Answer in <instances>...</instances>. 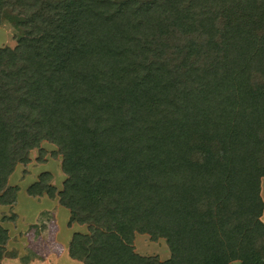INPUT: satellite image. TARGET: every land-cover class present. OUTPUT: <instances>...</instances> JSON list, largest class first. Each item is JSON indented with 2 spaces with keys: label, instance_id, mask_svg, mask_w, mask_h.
<instances>
[{
  "label": "trees",
  "instance_id": "16d2710c",
  "mask_svg": "<svg viewBox=\"0 0 264 264\" xmlns=\"http://www.w3.org/2000/svg\"><path fill=\"white\" fill-rule=\"evenodd\" d=\"M17 2L22 37L0 48V206L46 141L62 191L42 174L26 192L87 227L71 259L264 264V0ZM135 234L170 258L135 253ZM7 241L0 225V264Z\"/></svg>",
  "mask_w": 264,
  "mask_h": 264
},
{
  "label": "rangeland",
  "instance_id": "374dc122",
  "mask_svg": "<svg viewBox=\"0 0 264 264\" xmlns=\"http://www.w3.org/2000/svg\"><path fill=\"white\" fill-rule=\"evenodd\" d=\"M42 1L45 2L46 5H48L49 3L57 2L58 0H42ZM0 12L3 14L4 17V20L0 25V48L13 49L17 46L18 41L22 37V30L17 26V23L24 17L23 9L18 4L17 0H0ZM40 150H42V153L40 152ZM57 152L58 150L55 145L46 141L41 142L38 149H33L29 152L28 164L16 165L14 172L9 178L10 184L13 186L16 185L20 189L19 191L23 192V194L26 195L27 187L34 184L35 183L34 181H36V179L38 180L40 175L48 174L49 177H46L48 179L47 181L48 185L54 187L56 192L62 191V185L66 179V176L61 171L62 158ZM261 184H262V188H261ZM7 185H8V181H7ZM260 196L264 203V178L260 179ZM9 214L10 212H8V215ZM58 217H59V223L61 222V225H66L67 228L65 227L66 228L65 229L63 228V226L61 227L60 235H58L57 233V238H56L57 243L56 242L53 243L49 241V235L45 231V228L47 227L48 219L42 221L44 223H41L39 220L37 226H32L31 223L33 222H31L29 225L25 224L24 226V220H23L20 224L23 223L24 227L21 226L20 229L17 224L15 223L11 224L10 227L11 231L17 229H19L18 231L21 232L25 231L22 234L20 233V240H19L21 242V249H23V254L24 252H28L31 245L38 246L40 242L37 241V237L39 238V236H41L43 240L44 251H41L38 254H33V252L30 251L28 252L30 253L29 254L30 256H28L27 253H25L27 255V257H25L26 259L31 257V258H38L41 261H50L51 259L60 257V252L58 251L56 252V250L58 249V247L62 248L63 242H60V236L61 239L64 237V233H65L64 230H67L66 236L67 233H69L70 236L74 233L87 234L86 226H77V225L68 226L67 224H65L67 219H66V215L63 214V212ZM42 218H44V216H42ZM47 218L50 217L48 216ZM9 223H13V222H9ZM50 247H53V251L50 250L52 254L48 256L49 253L48 250L46 251V248L48 249ZM133 248L135 253H137L138 255L143 257H156L161 262L166 261L170 258V252L168 250V247L165 241L161 238H158L156 241H152L148 235L135 234L133 240ZM11 254H16V253H10V254L6 253L5 256L10 257ZM13 264H19V263L14 262ZM230 264H238V262H232Z\"/></svg>",
  "mask_w": 264,
  "mask_h": 264
},
{
  "label": "crops",
  "instance_id": "0c3cea01",
  "mask_svg": "<svg viewBox=\"0 0 264 264\" xmlns=\"http://www.w3.org/2000/svg\"><path fill=\"white\" fill-rule=\"evenodd\" d=\"M36 181H37V179H36ZM36 181H34V182H36ZM8 185L13 186L10 184L9 179H8ZM14 186H16V185H14ZM26 191H27V189H26ZM8 212H10L9 215H8ZM62 212H63V214L66 215L67 221L65 224H67L68 219H69V212L65 208L61 207L58 204L57 199L50 200L46 196L36 197V198L30 197L27 195V192H26V195H24L23 192H21V191H18V193L16 195V202L14 205H12V206H0V225L4 229H6L7 233H8V241H7V244L5 246V254L6 253H9V254L10 253H16V254H11L10 257L4 256L3 259L1 260V264H13L14 262H17L19 264H81L80 262L71 259L68 255V245L70 243V240H71L73 234L70 236L69 233H67V236H66L67 230H64L65 233H64V237L62 239L60 236V242H63V245H62V248L58 247V249L56 250V252L57 251L60 252V257H58V258L51 259L50 261H41L38 258H31V257L27 258V259L25 258V257H27V255L30 256L29 255L30 253H28L30 251H32L33 254H38L39 252L44 251V243H43L41 236H39V238L37 237V241H39L41 243L40 244L38 242L39 243L38 246L31 245L28 252H24V254H23V249H21V242L19 241L20 240V233L22 234L25 231L21 232L18 230L20 229L21 226H23V223L20 224L23 220H24V226H25V224L29 225L31 222H33V223H31L32 226H37L39 220L41 223H44L42 221H44L45 219H48L47 227L45 226L46 227L45 231L49 235V241H51L53 243H55V242L57 243V241H56L57 233H58V235H60V230H61L62 226H63V228H65V227L67 228L66 225H61V222L59 223V217L58 216ZM12 214L15 215L14 221H2V218L10 217ZM42 216H44V218H42ZM48 216L50 218H47ZM263 217H264V210H263V215L261 217V220L264 219ZM263 221L264 220H262V222ZM9 222H13V223H9ZM14 223L18 225L19 229L11 231V229H10L11 224H14ZM73 225H75V224H73ZM57 226H58V228H57ZM58 238H59V236H58ZM47 250L49 253L48 256H50L52 254L51 251H53V247H50L48 249L46 248V251ZM25 253H27V255ZM60 260H61V262H60Z\"/></svg>",
  "mask_w": 264,
  "mask_h": 264
}]
</instances>
